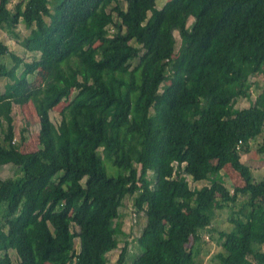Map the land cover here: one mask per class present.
Wrapping results in <instances>:
<instances>
[{"label": "trees", "instance_id": "1", "mask_svg": "<svg viewBox=\"0 0 264 264\" xmlns=\"http://www.w3.org/2000/svg\"><path fill=\"white\" fill-rule=\"evenodd\" d=\"M10 2L0 0V29L22 22L23 46L38 55L0 63V165L17 171L0 178V264H13L9 250L16 264H107L125 196L144 216L131 264H202L203 234L215 232L218 264H264V177L241 160L264 134V85L234 106L264 72V0ZM38 68L42 81L26 90ZM66 100L54 123L50 110ZM14 103L38 118L33 151L15 142ZM227 164L243 182L231 191L218 179ZM240 195L239 216L217 231V210ZM126 257L124 245L115 264Z\"/></svg>", "mask_w": 264, "mask_h": 264}, {"label": "rangeland", "instance_id": "2", "mask_svg": "<svg viewBox=\"0 0 264 264\" xmlns=\"http://www.w3.org/2000/svg\"><path fill=\"white\" fill-rule=\"evenodd\" d=\"M19 0H11L8 4L11 8ZM121 5L125 6L126 0H118ZM167 0H156V6L161 7L163 3ZM191 19L188 20V24ZM174 35L176 37V49L175 54L179 51V37L178 33L175 31ZM30 29L26 27L22 22L17 23L14 26L4 25L0 29V40L6 46L7 53L0 55V63H4L6 66H11L13 64V59L11 54L21 57L23 61H31L37 57L38 53H32L26 51L23 46V40L26 37H30ZM22 69L20 65L17 69L19 73ZM44 76V71L38 68L32 74H27L23 80V86L27 90L33 86L39 84ZM6 82V78L0 77V92L3 91V85ZM250 82V96L248 98H239L235 102L234 106L236 108H242L249 106L257 95L261 92L262 86L264 85V72L251 76L249 78ZM76 90L71 91L70 99L74 95ZM69 100L61 101L56 106L50 110V118L54 123H57L60 119L59 112L68 103ZM11 114L13 117L14 126V137L15 142L19 144L23 152H30L38 147V118L34 111V108L30 103L23 105L12 104ZM263 133L258 135L256 138L250 141L249 150L241 154V160L244 164L250 167L253 178L255 180L262 179L264 177V153L259 149ZM24 140H21L23 137ZM21 138V139H20ZM108 175H116V169L111 165L108 160L104 161ZM17 171L14 166L11 165H0V178L16 175ZM151 177V175H149ZM190 187H201L202 185L209 184V180H202L199 182H193L189 176H186ZM218 179H222L226 187L231 191L235 186L241 185L242 179L239 175L227 164L225 165L218 175ZM245 195H240L235 204L228 203L224 208L217 210L216 215L212 219V225L215 226L216 230L224 229L229 230L231 224L228 221L231 216H239L237 209L245 200ZM119 216L116 219L118 223V233L116 235L118 240L117 248L106 253L108 260L107 264H115L116 258L121 250V248L126 245L127 247V257L125 264H131L133 260L143 251L140 244L136 242V238L144 225V216L141 213H135L132 204V196H125L122 199L121 206L118 209ZM214 238L217 236L215 232ZM211 238L208 233L203 234V239L205 242L201 244L199 258L202 260V264H218L213 258V254L219 250V244L217 241ZM75 246L78 248V240L75 239ZM252 247L254 249L258 248V244L253 243ZM13 260V264H16V254L9 250L8 252ZM1 255V252H0Z\"/></svg>", "mask_w": 264, "mask_h": 264}, {"label": "crops", "instance_id": "3", "mask_svg": "<svg viewBox=\"0 0 264 264\" xmlns=\"http://www.w3.org/2000/svg\"><path fill=\"white\" fill-rule=\"evenodd\" d=\"M263 178V177H262ZM242 185V184H241Z\"/></svg>", "mask_w": 264, "mask_h": 264}]
</instances>
